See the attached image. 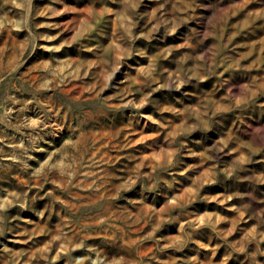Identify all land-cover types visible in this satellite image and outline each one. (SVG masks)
<instances>
[{
	"label": "clouds",
	"instance_id": "clouds-1",
	"mask_svg": "<svg viewBox=\"0 0 264 264\" xmlns=\"http://www.w3.org/2000/svg\"><path fill=\"white\" fill-rule=\"evenodd\" d=\"M0 264H264V0H0Z\"/></svg>",
	"mask_w": 264,
	"mask_h": 264
}]
</instances>
